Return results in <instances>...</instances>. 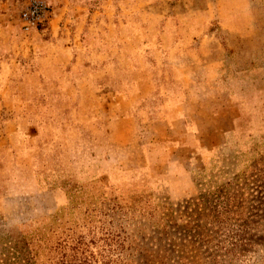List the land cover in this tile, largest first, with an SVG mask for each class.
<instances>
[{"label": "rangeland", "instance_id": "374dc122", "mask_svg": "<svg viewBox=\"0 0 264 264\" xmlns=\"http://www.w3.org/2000/svg\"><path fill=\"white\" fill-rule=\"evenodd\" d=\"M0 264H264V0H0Z\"/></svg>", "mask_w": 264, "mask_h": 264}, {"label": "built area", "instance_id": "2783aa9c", "mask_svg": "<svg viewBox=\"0 0 264 264\" xmlns=\"http://www.w3.org/2000/svg\"><path fill=\"white\" fill-rule=\"evenodd\" d=\"M46 8L45 3L39 1L23 13L24 26L27 30L36 26L42 20L46 15Z\"/></svg>", "mask_w": 264, "mask_h": 264}]
</instances>
